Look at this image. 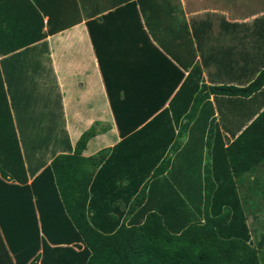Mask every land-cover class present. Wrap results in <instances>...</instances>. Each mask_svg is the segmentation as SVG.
Here are the masks:
<instances>
[{"label":"trees","instance_id":"1","mask_svg":"<svg viewBox=\"0 0 264 264\" xmlns=\"http://www.w3.org/2000/svg\"><path fill=\"white\" fill-rule=\"evenodd\" d=\"M145 2L110 0L101 9L108 11L106 17L137 11L143 27L138 6L146 13ZM162 8L163 3H158L152 9L159 11L158 17L147 16L145 24L150 29L153 18L159 26L166 24ZM96 21H87L90 32ZM254 22L256 27L264 26V17ZM258 37L262 41L241 54L246 61H215L228 64L227 75L247 78L246 85L206 83L203 69L211 61H195L198 52L191 41V61L179 57V61H158L156 88L145 91L143 103L147 104L122 99L127 89L113 85L100 61L123 141L140 143L127 147L129 155L105 159L108 150L104 149L90 158L82 156L87 142L97 134L94 125L83 133L73 153L55 155L49 164L42 162L33 175L42 170L28 183L17 138L9 139L7 145L3 139L0 264H262L264 236L258 246L251 243L245 206L249 194L240 188L246 185V173L261 174L258 170L264 165V108L252 115V121L227 147L219 135L205 192L185 195L164 176L172 166L168 152L180 148V139L211 95L226 96L231 103L264 95V33ZM134 108L142 112L130 118ZM123 141L119 146L125 145ZM123 179L126 183L121 185ZM122 206H128L127 210Z\"/></svg>","mask_w":264,"mask_h":264},{"label":"crops","instance_id":"2","mask_svg":"<svg viewBox=\"0 0 264 264\" xmlns=\"http://www.w3.org/2000/svg\"><path fill=\"white\" fill-rule=\"evenodd\" d=\"M97 1L102 5L96 7ZM109 1L0 0V130H5V126L10 129L7 134L0 135V143L5 139L7 145L9 139L17 138L25 160L28 183L40 173L42 168L34 175L32 171L38 169L42 162L49 164L55 155L73 153L80 137L94 125L97 134L87 142L82 152L84 157L90 158L107 149L103 155L105 159L118 158L129 155L128 146L140 144L134 139L123 141L100 61L113 85H124L127 89V92H122V99L135 100L131 104H147L146 101L143 103V99H147L145 91L156 88L158 61H179V58L191 61V41L198 52L195 61L200 64L201 61H211L209 67L203 69L206 83L247 84V78L239 80L235 75L226 74L228 64L215 61H246L241 54L256 42L260 43L262 39L258 35L264 33V26L256 27L253 21L250 28L246 20L255 15L253 20L264 17V8L257 9L248 17L238 14V3L236 8L231 5L223 8L224 0H147L146 13L138 6L145 25L143 28L137 20V11L132 9L116 12L113 17L103 16L108 11H102L101 7ZM229 1L226 0L227 3ZM158 3H163L165 8L160 11L166 18L163 20L167 21L159 26L157 19L153 18L150 29L145 22L148 15H158V10L152 12ZM243 4L247 5V2ZM91 19L97 21L90 32L87 21ZM52 87L56 89L54 94ZM217 100L227 105L223 111L226 122H221V118L218 120L221 112ZM209 103L211 111L208 116L207 104L202 105L198 119H215V124L208 128L209 124L202 122L204 128L198 138L191 135L198 123L194 124L180 139V148L168 152L172 166L164 176L185 195L199 193L202 189L206 191L205 179L209 176L214 148L220 142L219 135L227 147L252 121V115L264 108V95L258 93L247 99H236L234 103L226 96L211 95ZM54 106L59 110L62 135L56 133L45 151L36 149V158L29 159L21 131L40 130L42 121L46 122L44 130L47 131L48 115L51 120L56 109L51 110V107ZM141 112L134 108L129 111V116L134 118ZM180 130L179 124L176 133ZM44 138L39 137L32 144L46 145ZM122 141L125 145L119 146ZM4 157L5 153L0 151V161ZM21 176L24 177L23 173ZM221 176L227 175L221 173ZM120 182L124 185L126 180ZM127 207L122 206V209L126 211ZM190 207L195 210L192 202Z\"/></svg>","mask_w":264,"mask_h":264},{"label":"rangeland","instance_id":"3","mask_svg":"<svg viewBox=\"0 0 264 264\" xmlns=\"http://www.w3.org/2000/svg\"><path fill=\"white\" fill-rule=\"evenodd\" d=\"M247 2L246 4H243ZM223 4L222 7H226L228 5H231L232 8H236L237 3L239 4L238 7V14L240 16H245L247 15L248 17H251L252 12L255 11L257 9H263L264 8V0H230L229 3L226 2V0H224L222 2ZM82 5V3L80 4ZM102 4L99 3L97 1L96 3V7L101 6ZM86 6V4H85ZM84 6V7H85ZM227 8V7H226ZM257 15L253 16V18H248L246 20V25H249V27L251 28L253 26V19L256 17ZM251 30H249L250 32ZM248 46L251 47L252 45L250 44V42H248ZM243 50H245V48L243 47ZM227 84V82H224V84ZM52 86V84H51ZM55 88L52 87V93L54 94ZM46 91V90H45ZM218 96V95H217ZM219 103V110H220V117L218 120H220L221 118V122H226L227 120L225 119V108L227 105H223L220 103L219 100H217ZM207 104L205 110L208 111L206 112V115L208 116V114L211 111V103H205L204 106ZM56 108V109H55ZM55 109V114H53L51 116V120H49V115H48V120H47V131L44 130V127L46 126V122L42 121L41 122V129L40 130H32V131H21V133L24 136L23 142L25 143L24 148L27 150V156L29 159H34L35 157V153H33V150H38L39 152H43L45 151V147L48 145V143H52V139H55V134L59 133V136H61L62 132L60 131L61 129V118H59V110H57V107H51V110ZM8 113V110H6ZM219 114V112H218ZM199 116L194 117V122L192 123V125L198 123L195 126V130L192 131L191 135H193V137L198 138L199 135H202V127L201 123L202 122H206L209 124L208 128L211 127V124H215V119L213 120H204L203 118L198 119ZM10 118V116H9ZM217 120V119H216ZM218 122V121H217ZM10 124H8L9 127ZM242 126V125H241ZM6 129L5 130H0V135L3 136L5 134H7L9 132L10 129L7 128V126H5ZM200 128V130H198V128ZM208 128H205L206 130ZM27 134L29 136H27ZM39 137H45V143L46 145L43 146H35L32 144V142H37ZM0 141H2V138L0 137ZM37 151V152H38ZM210 160V159H208ZM261 169V174H253V176L248 175L249 173H246L245 177V181H246V185L245 186H241V192L245 194L248 193L249 197L248 200L245 202V206L247 208V213H248V224L250 226V229L252 231V238H251V243L255 246H258L259 241H261L263 239L264 236V167H260L258 171H260ZM125 179H123L124 181ZM256 181V183H254ZM248 184L251 185V187L248 186ZM258 192H262L263 195H257L255 193ZM264 243V242H263ZM261 261L262 264H264V244L261 246Z\"/></svg>","mask_w":264,"mask_h":264}]
</instances>
